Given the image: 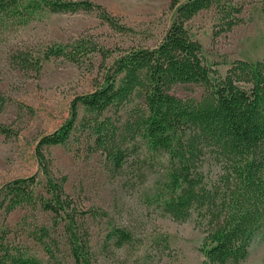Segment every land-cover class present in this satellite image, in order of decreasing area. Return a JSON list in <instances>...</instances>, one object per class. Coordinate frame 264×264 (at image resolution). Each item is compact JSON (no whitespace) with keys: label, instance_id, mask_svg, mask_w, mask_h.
<instances>
[{"label":"trees","instance_id":"1","mask_svg":"<svg viewBox=\"0 0 264 264\" xmlns=\"http://www.w3.org/2000/svg\"><path fill=\"white\" fill-rule=\"evenodd\" d=\"M247 4L171 0V23L156 44L118 48L110 66L93 79L92 89L72 100L70 119L39 139L35 159L44 178L40 192L35 175L2 188L0 264H42L25 241L57 264L62 263L63 250L71 264H94L85 219L96 212L74 202L64 190L66 178L54 176L40 150L68 141L78 106L83 109L80 128L87 133L90 151L102 156L110 172L134 167L138 160L132 154L140 145L148 154L164 157L166 180L155 200L172 221L193 219L202 233L198 250L205 264L245 261L252 245L264 239V58L235 59L221 72L205 63L202 46L189 35L186 23L211 11L217 36L247 21ZM78 11H97L110 28L132 31L88 0H0V25L22 26L35 14ZM93 52L101 55L102 68L111 53L83 39L54 44L37 58L22 54L20 65L40 69L45 61L60 58L91 71L94 63L88 55ZM176 85L202 90L198 98L182 99L172 93ZM3 103L0 100V112ZM0 132L7 135L2 125ZM19 206L50 215L51 224H33L25 230V241L14 244L8 240L5 217ZM107 235L117 247L131 240L128 232L117 228Z\"/></svg>","mask_w":264,"mask_h":264},{"label":"rangeland","instance_id":"2","mask_svg":"<svg viewBox=\"0 0 264 264\" xmlns=\"http://www.w3.org/2000/svg\"><path fill=\"white\" fill-rule=\"evenodd\" d=\"M114 16L118 24L132 31L118 32L98 17L97 11L35 14L25 25H0V199L9 182L29 176L39 181L43 175L35 159L39 139L60 128L70 119L72 100L92 89L93 79L107 69L119 54L118 48L154 45L171 23V0H88ZM246 22L215 36L217 22L211 11H202L189 22V35L202 46V58L221 72L235 59L254 62L264 58V12L262 0H242ZM83 39L111 55L99 67L101 55H88L94 67L89 71L63 59L45 61L40 69L21 67L20 58L42 54L54 44ZM98 70V72H97ZM100 70V71H99ZM201 87L176 85L179 98H198ZM83 109L78 106L73 131L64 145L42 146L55 177L64 176V190L79 207L93 210L86 215L89 246L94 264H205L199 253L201 230L193 219L172 221L161 211L155 198L165 182L167 166L163 156L147 153L140 145L132 154L135 166L114 174L102 156L90 151L87 133L81 131ZM113 119H115L113 115ZM9 241L21 244L25 230L33 224L50 226V215L24 206L5 217ZM130 234L128 243L117 247L108 239L110 229ZM42 264H57L30 241L24 243ZM61 264H71L64 250ZM240 264H264V239L256 241Z\"/></svg>","mask_w":264,"mask_h":264}]
</instances>
